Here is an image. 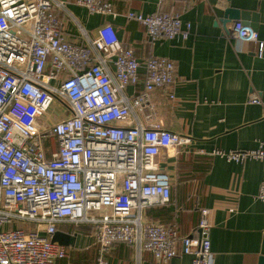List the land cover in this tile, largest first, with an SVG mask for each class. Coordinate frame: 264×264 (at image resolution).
Returning a JSON list of instances; mask_svg holds the SVG:
<instances>
[{
	"label": "built area",
	"instance_id": "2783aa9c",
	"mask_svg": "<svg viewBox=\"0 0 264 264\" xmlns=\"http://www.w3.org/2000/svg\"><path fill=\"white\" fill-rule=\"evenodd\" d=\"M76 3L91 13H114L110 1ZM61 9V0H0V264H57L68 257L67 247L52 241L60 223L90 227L99 245L95 264H109L105 251L119 242L135 248L137 263L148 251L157 264L181 253L192 264H216L211 208L201 209L197 235H180L144 216L171 199L163 152L192 141L165 128L151 101L155 89L175 83L174 62L152 56L141 63L111 23L95 38L80 25L86 45L70 42L56 13ZM128 17L145 27L151 42L191 34L190 22L168 12ZM232 29L257 42L264 56L256 30L240 20ZM139 83L137 93H127ZM249 102L264 108L257 93ZM213 154L264 161V143ZM258 198L264 207V180Z\"/></svg>",
	"mask_w": 264,
	"mask_h": 264
},
{
	"label": "crops",
	"instance_id": "0c3cea01",
	"mask_svg": "<svg viewBox=\"0 0 264 264\" xmlns=\"http://www.w3.org/2000/svg\"><path fill=\"white\" fill-rule=\"evenodd\" d=\"M61 1L66 9L57 12L68 41L86 45L80 25L93 38L90 34L97 36L102 24L111 23L123 45L133 48L141 63L156 56L175 64V83L155 89L151 101L165 128L188 135L192 141L163 152L161 166L170 169L166 172L172 181L171 202L147 208L145 220L174 227L180 235H197L201 209L211 208L215 263L260 264L264 257V207L258 192L264 180V161H228L213 152L255 149L264 143V108L249 102L253 93L264 100V56H258L257 42L234 35L233 21L220 22L227 8L256 13L257 27L247 25L264 41V0H105L114 10L106 14L91 13L76 0ZM158 11L190 22V36L151 42L145 27L128 17L131 12ZM140 89L141 83L129 86L127 93ZM58 228L78 235L73 246L76 252L57 264H70L74 255L87 249L98 246L99 250L86 235L85 245L76 249L80 232ZM105 256L109 264H157L148 251L137 263L135 248L125 242L113 244ZM161 264H192V256L181 253Z\"/></svg>",
	"mask_w": 264,
	"mask_h": 264
},
{
	"label": "water",
	"instance_id": "95a60500",
	"mask_svg": "<svg viewBox=\"0 0 264 264\" xmlns=\"http://www.w3.org/2000/svg\"><path fill=\"white\" fill-rule=\"evenodd\" d=\"M242 19L243 24L251 23L256 28L258 24V14L249 11H242L236 8H227L225 15L220 19V22L226 25L229 22H237ZM77 233H69L63 230H58L52 237V241L58 242L64 246H75ZM260 264H264V257L261 258Z\"/></svg>",
	"mask_w": 264,
	"mask_h": 264
},
{
	"label": "rangeland",
	"instance_id": "374dc122",
	"mask_svg": "<svg viewBox=\"0 0 264 264\" xmlns=\"http://www.w3.org/2000/svg\"><path fill=\"white\" fill-rule=\"evenodd\" d=\"M93 38H95L96 36H93L92 34H90ZM62 109H64V107H61ZM167 172L170 171L169 168H167L166 170ZM32 226H36V223H32ZM85 224H71V223H60L59 226L64 229V230H68V231H79V239H78V244L76 246V249H80L85 245V242H87V237L89 236L88 234L90 233V227L88 226H84ZM86 235V236H85ZM85 237V238H84ZM67 251H68V255L70 254H74V252H76L75 247L70 246L67 247Z\"/></svg>",
	"mask_w": 264,
	"mask_h": 264
},
{
	"label": "trees",
	"instance_id": "16d2710c",
	"mask_svg": "<svg viewBox=\"0 0 264 264\" xmlns=\"http://www.w3.org/2000/svg\"><path fill=\"white\" fill-rule=\"evenodd\" d=\"M57 11H56L57 16L60 19ZM60 25L62 26L61 22H60ZM80 45H83V44H80ZM170 202H171V199H170ZM155 206H158V205H155ZM151 207H153V206H151ZM97 257H98V246H97V248L94 247L91 249H87L84 253H82L80 255H74L72 257V259L70 258L71 259L70 264L71 263L72 264H95Z\"/></svg>",
	"mask_w": 264,
	"mask_h": 264
}]
</instances>
